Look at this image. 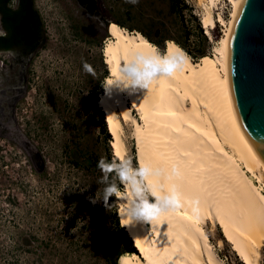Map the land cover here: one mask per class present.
<instances>
[{
    "label": "rangeland",
    "instance_id": "obj_1",
    "mask_svg": "<svg viewBox=\"0 0 264 264\" xmlns=\"http://www.w3.org/2000/svg\"><path fill=\"white\" fill-rule=\"evenodd\" d=\"M93 1L97 12L84 13L78 0H33L42 22L40 45L25 76L15 67L10 80L0 84L8 86L11 98V105L1 102L10 114L0 121L14 129L11 136L0 124V264H110L105 248H111L112 258L120 250L112 219L119 199L110 197V207L102 199L95 204L89 199L105 187L99 183L102 172L90 164L91 156L108 161L110 146L93 107L108 72L102 48L109 34L102 19L120 20L124 28L143 31L158 42L167 37L189 49L203 48L206 55L215 53L223 35L224 26L218 23L208 33L202 26L205 0H179L177 5L172 0H140L138 5ZM226 1L210 7L215 18L219 13L229 18L232 6ZM197 22L206 39L197 35ZM84 62L93 67L95 77L84 71ZM132 113L140 120L135 109ZM121 137L124 157L133 160L135 140L129 125H123ZM134 154L137 162L136 150ZM260 169L262 181L248 175L264 192V167ZM211 228L207 223L209 239L223 262L243 264L220 229ZM220 238L222 245L217 244ZM260 253L264 264V245Z\"/></svg>",
    "mask_w": 264,
    "mask_h": 264
},
{
    "label": "bare ground",
    "instance_id": "obj_2",
    "mask_svg": "<svg viewBox=\"0 0 264 264\" xmlns=\"http://www.w3.org/2000/svg\"><path fill=\"white\" fill-rule=\"evenodd\" d=\"M205 1L201 23L206 33L216 23L224 26L217 50L199 60L185 53L182 70L153 81L148 90L105 85L117 77L130 50L145 44L157 49L139 31H128L110 21L107 25L109 39L102 54L109 74L97 103L105 113L113 155L124 157L121 135L123 125H129L137 163L147 162L162 170L150 182L157 185V191L161 185L165 189L175 185L181 193L179 207L153 223L129 225H122L126 217L121 214L127 201L118 198L120 224L138 251L122 255L118 264H225L209 239L207 223L211 231L220 229L243 264H261L264 192L248 173L262 181L264 161L241 125L227 63L230 29L240 0H227L232 6L228 19L220 13L216 18L212 15L210 7L218 0ZM170 44L182 49L168 40L164 53ZM173 167L178 175L173 174ZM126 195L124 188L120 197ZM222 239L217 240L218 245L223 244Z\"/></svg>",
    "mask_w": 264,
    "mask_h": 264
},
{
    "label": "clouds",
    "instance_id": "obj_3",
    "mask_svg": "<svg viewBox=\"0 0 264 264\" xmlns=\"http://www.w3.org/2000/svg\"><path fill=\"white\" fill-rule=\"evenodd\" d=\"M139 2L140 0H125V3L131 5H138ZM14 4L13 10H16L19 0H14ZM0 36H6L2 29ZM186 62L187 56L179 47L170 44L167 52L162 53L145 44L130 50L129 59L122 62L117 77L105 85L117 84L133 91L137 88L148 90L153 81L160 77H172L182 70ZM83 69L95 77V70L87 62L83 63ZM97 167L103 174L99 183L105 187L101 194L89 199L93 204L102 199L105 207H110L108 201L112 196L126 200L127 205L121 209V214L126 217L122 225L153 223L163 213L181 205V193L175 185L166 189L161 185L160 191H157V185L150 182V177H159L162 174L160 168L153 167L150 163H138L134 166L132 158L122 156L110 162L101 158ZM172 172L179 174L175 167ZM121 186L127 190L124 197H120Z\"/></svg>",
    "mask_w": 264,
    "mask_h": 264
},
{
    "label": "water",
    "instance_id": "obj_4",
    "mask_svg": "<svg viewBox=\"0 0 264 264\" xmlns=\"http://www.w3.org/2000/svg\"><path fill=\"white\" fill-rule=\"evenodd\" d=\"M102 20L107 28L109 20ZM227 63L241 125L264 161V0H240L230 29Z\"/></svg>",
    "mask_w": 264,
    "mask_h": 264
},
{
    "label": "flooded vegetation",
    "instance_id": "obj_5",
    "mask_svg": "<svg viewBox=\"0 0 264 264\" xmlns=\"http://www.w3.org/2000/svg\"><path fill=\"white\" fill-rule=\"evenodd\" d=\"M78 1L85 6L84 13H87L88 10H96L94 2L92 3L91 0ZM14 7V0H0V29L6 33V36H0V84L6 78L10 80L12 70L15 67L22 68L24 76L28 73L42 37V28L36 30L35 22L30 15L25 14L20 18H15L16 15H19L15 12L20 10L21 0H19V7L16 10H13ZM31 9L36 10L33 5H31ZM23 80L28 82L25 77ZM7 89L8 86L4 85L0 88L1 95L4 97L0 99V118L10 114L5 110L4 103H1L5 100L7 104L9 102L11 105V98L7 93ZM0 124L7 131H10L11 136L13 135L14 129L11 128L12 126L7 125L5 121H0Z\"/></svg>",
    "mask_w": 264,
    "mask_h": 264
},
{
    "label": "trees",
    "instance_id": "obj_6",
    "mask_svg": "<svg viewBox=\"0 0 264 264\" xmlns=\"http://www.w3.org/2000/svg\"><path fill=\"white\" fill-rule=\"evenodd\" d=\"M172 1H173V4H176V5L179 3V0H172ZM31 5H33L32 0H21L20 10L15 12V13H19V15L18 16L16 15L15 18H17V17L20 18L23 15L28 14V15L31 16L32 20H34L36 30H41L42 22H41L40 16H39V14H38V12L36 10L33 11L31 9ZM114 21L119 26L125 27V25L120 20L115 19ZM127 30L132 31L133 29L127 28ZM140 32L149 40L150 43L158 46L159 48H161L162 51L164 50L166 40L171 39V40L175 41L182 48V50L187 55H189L193 60H196L197 58L203 57L206 54H208L207 52H205V50L203 48H200V47H195V50L189 49L182 42H180L179 40H176L174 38H167L166 37V38H163L162 41L158 42V41L152 39L145 32H143V31H140ZM197 35L199 37H202L203 39H206V35L204 34V31L201 28L200 23H198V22H197ZM162 53H164V52H162ZM107 75H108V72H105V77ZM97 102H98V98L95 97V99L93 101V107L99 113V119H100V122H101V129H102V132H103L104 136L106 137L107 145H108V142L111 141L110 140L111 139V134L108 132V129H107V126H106V122H105V118H104V114H103L102 110H100L101 108L98 107ZM132 151H133V165L135 166V165H137V162H136V159H135V154H134L135 149H134V147L132 148ZM112 156L113 155L111 154V147L109 146L108 147V157H107V160L109 162L112 161ZM91 159L92 160L90 161V164L93 165L94 167H97V164H98L97 156L93 154L91 156ZM71 162L73 164H76V165L78 164L77 160H71ZM122 188H123V186H121L120 190H122ZM112 219H113V224L115 225L116 232H117V234L119 236V238L116 239V244H117V247H120V250H117L115 252L114 258L111 257L113 253H112V250H111L110 247L107 246L105 248L104 252H105L110 264H117L118 259L122 255H125V254L129 255V254H132L134 252L138 253V251L135 248V246L133 245L132 239L128 236L125 228L120 224L119 217H118V214H117L116 210H114V212H113V218Z\"/></svg>",
    "mask_w": 264,
    "mask_h": 264
},
{
    "label": "built area",
    "instance_id": "obj_7",
    "mask_svg": "<svg viewBox=\"0 0 264 264\" xmlns=\"http://www.w3.org/2000/svg\"><path fill=\"white\" fill-rule=\"evenodd\" d=\"M226 3H229V5H231V3L229 1H226ZM229 15H230V13H229ZM256 182H257V184H259V182L257 180H256Z\"/></svg>",
    "mask_w": 264,
    "mask_h": 264
}]
</instances>
